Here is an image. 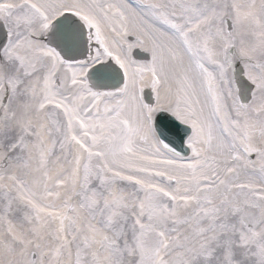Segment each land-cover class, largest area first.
<instances>
[{
    "label": "snow or ice",
    "instance_id": "1",
    "mask_svg": "<svg viewBox=\"0 0 264 264\" xmlns=\"http://www.w3.org/2000/svg\"><path fill=\"white\" fill-rule=\"evenodd\" d=\"M0 264H264V0H0Z\"/></svg>",
    "mask_w": 264,
    "mask_h": 264
}]
</instances>
